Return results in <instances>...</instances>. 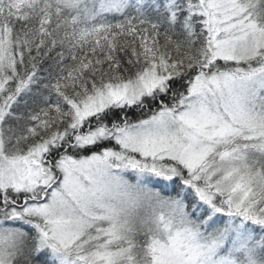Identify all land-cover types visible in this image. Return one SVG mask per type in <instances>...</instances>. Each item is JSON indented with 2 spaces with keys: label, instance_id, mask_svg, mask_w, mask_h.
<instances>
[{
  "label": "snow or ice",
  "instance_id": "1",
  "mask_svg": "<svg viewBox=\"0 0 264 264\" xmlns=\"http://www.w3.org/2000/svg\"><path fill=\"white\" fill-rule=\"evenodd\" d=\"M0 264H264V0H0Z\"/></svg>",
  "mask_w": 264,
  "mask_h": 264
}]
</instances>
